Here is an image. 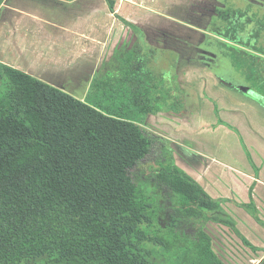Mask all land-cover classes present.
<instances>
[{"label": "crops", "instance_id": "0c3cea01", "mask_svg": "<svg viewBox=\"0 0 264 264\" xmlns=\"http://www.w3.org/2000/svg\"><path fill=\"white\" fill-rule=\"evenodd\" d=\"M38 1L45 2L42 14L14 0L0 6V63L93 106L106 100L130 110L170 140L176 165L224 200V211L259 249L210 222L214 251L225 264H262L264 226L238 204L251 202L253 186L264 221V0H218L221 10L213 0H173L182 16L172 20L155 16L154 0H114V14L105 0ZM185 77L192 85L182 88ZM116 80L127 84L115 87ZM168 100L177 106H165ZM151 108L162 111L143 113Z\"/></svg>", "mask_w": 264, "mask_h": 264}, {"label": "trees", "instance_id": "16d2710c", "mask_svg": "<svg viewBox=\"0 0 264 264\" xmlns=\"http://www.w3.org/2000/svg\"><path fill=\"white\" fill-rule=\"evenodd\" d=\"M1 80L0 264H225L210 222L259 250L132 111L93 106L2 63ZM156 154L157 167L132 173ZM252 192L238 206L264 226Z\"/></svg>", "mask_w": 264, "mask_h": 264}, {"label": "rangeland", "instance_id": "374dc122", "mask_svg": "<svg viewBox=\"0 0 264 264\" xmlns=\"http://www.w3.org/2000/svg\"><path fill=\"white\" fill-rule=\"evenodd\" d=\"M6 1V0H5ZM4 1V2H5ZM29 1H31V0H29ZM175 1V0H174ZM218 0H213V5H214V7L216 6V7H218V8H220V10H221V2H217ZM35 2L37 3V5H35V6H33V7H30V6H28V5H26L25 3H24V1L22 0V1H20V0H14V4H16V5H18V6H21V7H24V8H26V6L27 7H29L30 8V11H32V12H36L37 14H40L41 13V10H40V8H39V5H42L41 3H45V2H41L40 3V1H38V0H35ZM175 3V2H174ZM173 3V0H154V2H153V4H152V6L153 7H156L157 9H160V10H157V12H155V16H159V19L160 18H163V19H166V20H172V19H174V16H182L181 15V13H180V11H176V5ZM107 7H108V5H107V3L105 4ZM179 5V4H178ZM177 5V6H178ZM42 14V13H41ZM174 21V20H173ZM33 31L36 33L37 31H38V29H36V27H34L33 28ZM119 66H120V68H125L126 67V64L124 63V61H122V60H119V62L117 63ZM186 71V73H188V71L187 70H185ZM124 72H126V70H122V73H124ZM127 72H129L128 70H127ZM172 72L173 71H171V74H172ZM124 75V74H123ZM125 75H127V74H125ZM151 77H149L148 79H150ZM202 77H199V79H201ZM122 80H116V83H115V87L116 86H120V87H122L124 84H127L126 83V81H122ZM199 81V80H198ZM198 83V82H197ZM183 84V87L182 88H184V87H188V86H190V85H192V83L191 82H189L188 81V77H185L184 78V82L182 83ZM163 85V84H162ZM129 87V86H128ZM176 88L178 89V87L176 86ZM117 89V92H118V96L120 97V101H122V98H121V95H122V92H121V88H116ZM131 89V88H130ZM6 92V85H5V82H4V80H1L0 81V95L1 94H3V93H5ZM127 95H132L131 93H130V91H129V93L127 94ZM162 95L166 98V91H165V87H164V89H163V91H162ZM176 96H178V93H176ZM126 100V99H125ZM173 101V100H172ZM171 100H168V101H164V105L165 106H171V107H174V106H177V105H173V102H172ZM161 102V104L160 105H162L163 104V101H160ZM109 104H111V102H109V101H106L105 100V102L103 103V105H105V106H109ZM153 105H156V103H154ZM170 108V107H169ZM184 110L185 109H183L182 110V114H180V116H184V115H186L187 113L186 112H184ZM153 132L155 133V134H157L154 130H153ZM159 135V134H158ZM163 138H165V137H163ZM165 139H167V138H165ZM168 140V139H167ZM170 143H171V141L170 140H168ZM170 145V147H172V145L171 144H169ZM160 156H159V154H156V156H153L152 158H150V159H148V160H146L144 163H141L140 165H139V167L136 169V170H134L132 173H142V172H145V171H147L148 169H151V168H155V167H157V159L159 158ZM168 264H173V263H171V262H169Z\"/></svg>", "mask_w": 264, "mask_h": 264}]
</instances>
